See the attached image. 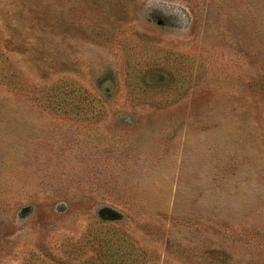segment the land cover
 <instances>
[{"label": "rangeland", "instance_id": "374dc122", "mask_svg": "<svg viewBox=\"0 0 264 264\" xmlns=\"http://www.w3.org/2000/svg\"><path fill=\"white\" fill-rule=\"evenodd\" d=\"M0 264H264V0H0Z\"/></svg>", "mask_w": 264, "mask_h": 264}]
</instances>
